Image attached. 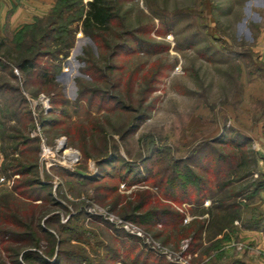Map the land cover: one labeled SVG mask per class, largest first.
Segmentation results:
<instances>
[{
	"label": "rangeland",
	"instance_id": "374dc122",
	"mask_svg": "<svg viewBox=\"0 0 264 264\" xmlns=\"http://www.w3.org/2000/svg\"><path fill=\"white\" fill-rule=\"evenodd\" d=\"M115 8L121 27L101 35L110 50L79 31L51 85L10 61L0 71L1 116L29 112L3 128L27 142L6 140L8 160L0 151V264H24L25 251L47 264H264V0H119ZM84 51L100 62L93 81L80 72ZM106 58L114 70H104ZM5 166L29 172L4 174ZM174 166L201 184L174 188ZM37 180L53 202L11 192ZM221 200L235 219L220 235L204 231L189 253L192 233ZM163 212L171 217L152 219ZM14 213L27 227L39 217L53 240L38 233L40 249H26Z\"/></svg>",
	"mask_w": 264,
	"mask_h": 264
},
{
	"label": "trees",
	"instance_id": "16d2710c",
	"mask_svg": "<svg viewBox=\"0 0 264 264\" xmlns=\"http://www.w3.org/2000/svg\"><path fill=\"white\" fill-rule=\"evenodd\" d=\"M118 1L119 0H92L88 2L86 6H83L82 0H55L46 16L42 18H36L33 24L25 25L16 34H14L11 39L7 36H5L4 38L0 36V71L4 69L10 71V66H8V61H10L12 65L11 67H14L18 71V73L23 74L25 77L34 76L35 78L42 81L41 83L45 85H51L53 83V79L55 78L54 76L58 74L61 75L62 61L68 57L69 51L75 41V35L79 31L83 34L84 37L89 38L96 47L98 46L97 49L108 51L109 46L107 45L106 41L102 39L101 35L110 32L112 27L118 26L119 23L115 24L116 21L120 20L119 15L117 14V10L115 8V6H117ZM74 10H76L75 15H73ZM118 27H121V25L119 24ZM128 45L126 46L128 47ZM12 46L13 49L11 48ZM126 46L124 47L125 49H127V52H129L130 48H126ZM86 54L87 53H85L84 51L83 57H78L77 61L79 63H82V68L80 72L88 76V78L93 81V75L101 71L97 68L96 65L97 62H100H95L94 59L89 57L90 55L87 56ZM104 61L105 60L103 59L102 62ZM106 62L107 63L104 67V70L106 69L112 71L115 69L113 66H109V60H107V58ZM3 89L4 88L0 87V93ZM82 93L83 92L80 91V94ZM19 97L21 98V96ZM24 103L21 101V104ZM13 104L14 102L12 101L10 105ZM12 108L14 110L13 112L11 111L10 118L6 115L5 117H2L0 114V129H2L0 132V151L5 160H8L6 150L3 146L6 140L17 139L16 141L22 142V145L27 142L24 136H22L21 134L10 138L5 136V129L3 128L5 127V122L7 120L9 123V121L11 120L15 121L19 119L18 117H21V120H23L25 118L28 119L29 116V112L24 110L21 111L22 108H20L18 111L17 108ZM17 121H20V119ZM225 143L227 144L226 141L220 142V144ZM234 145L239 147L241 144L235 142ZM228 158L229 157H226L224 154H217L216 162H218V164L220 165H228ZM104 164L106 163H102V165ZM6 168H8L9 172H11L12 175L18 174L20 176H23L29 172V170L23 171L15 167L13 168V166H5V168L3 167L1 169L4 174L7 173ZM176 168H178V166H174L173 168L174 177L172 179V182L174 180L178 184H175L174 188H184L185 184H187V187L190 186L192 188H195L196 184H201L199 180L193 177L191 175V172H189L188 170H186L185 173H179L178 171H176ZM34 183L35 184H29L24 187L15 185L13 186L11 192L13 194H18L19 197L22 196L27 201L33 203H35L36 201H41V203H47L50 202V200L51 202H53V200L51 199V194L47 192L49 186L47 184H42L39 181ZM35 185L39 187L40 191L37 189H32ZM21 189L25 190L26 193H22ZM27 189H30L31 192H27ZM205 189L206 188L203 189V195H208L207 192L211 194L210 190ZM39 192H45L46 194L45 196H41ZM203 195L202 201L206 197H203ZM231 208H235V206H227L225 204V200H221L220 202L217 201V203L210 208L211 212L217 211V213L219 214H214L210 211L208 212L209 219L207 221V225H205L204 221L201 222L199 224L198 230L192 233L193 236L191 237V245H193V249H191L189 253H193L194 248L197 247L196 243L200 242V239L202 238V233L204 231L207 232L211 229L212 232H214V234L217 236L220 235V233L225 228L229 227L231 222L235 219L236 215H234L230 211ZM5 210L10 212L9 207H5ZM12 211L13 210L11 209V212ZM38 212L40 213L38 214L40 216L45 212V210H40ZM33 215L34 214H32L31 216ZM16 216L18 220L20 216ZM11 217L15 218L14 216ZM29 217L30 216L28 215L27 219ZM151 217L153 220L161 222L163 218L167 219L171 216H169L168 213L163 212L159 214L152 213ZM131 219L136 221L133 217H131ZM49 220H46V223H48ZM14 221L17 226L20 225V227H24L23 229L24 231H26L25 233L21 234L22 237L25 236L26 238L20 240L21 242L24 241L25 243H27L26 249H40L38 233H43L53 240V236L51 235V233L49 234L47 230L45 232L44 229L39 228V217L37 216L35 218L31 217L29 224L33 223V225H29L28 227L24 224V222L20 223L21 221L18 220V225L16 220ZM50 221L52 223H56L53 220ZM192 223H194V221L191 222L189 225L191 226ZM1 231L2 230H0V239L5 236V233H2ZM10 234L11 233H9L7 237H9ZM17 256H19V254L12 255V257ZM20 258L24 264H47V261L44 259V257L37 254L36 251H25L22 254L20 253ZM55 261L57 262V264H59L57 259ZM15 264L18 263L16 262Z\"/></svg>",
	"mask_w": 264,
	"mask_h": 264
},
{
	"label": "crops",
	"instance_id": "0c3cea01",
	"mask_svg": "<svg viewBox=\"0 0 264 264\" xmlns=\"http://www.w3.org/2000/svg\"><path fill=\"white\" fill-rule=\"evenodd\" d=\"M52 2L53 0H26L17 4L15 0H0V36L13 32L22 24H30L35 17L45 16ZM261 46L259 61L264 69V40Z\"/></svg>",
	"mask_w": 264,
	"mask_h": 264
},
{
	"label": "built area",
	"instance_id": "2783aa9c",
	"mask_svg": "<svg viewBox=\"0 0 264 264\" xmlns=\"http://www.w3.org/2000/svg\"><path fill=\"white\" fill-rule=\"evenodd\" d=\"M92 0H84V2L87 4L88 2H90ZM41 99L43 100H40L41 102V106H42V109L43 111L46 110L47 108V100L46 98L42 97L41 96ZM53 155H52V152L49 148H42V159H45L44 162H45V166L46 168H50L53 164H55L54 160H53ZM70 162L73 164V162L70 160ZM262 235L264 236V233H262ZM264 255V254H263Z\"/></svg>",
	"mask_w": 264,
	"mask_h": 264
},
{
	"label": "bare ground",
	"instance_id": "6f19581e",
	"mask_svg": "<svg viewBox=\"0 0 264 264\" xmlns=\"http://www.w3.org/2000/svg\"><path fill=\"white\" fill-rule=\"evenodd\" d=\"M72 158H74L73 155H67L66 156V159H72Z\"/></svg>",
	"mask_w": 264,
	"mask_h": 264
}]
</instances>
